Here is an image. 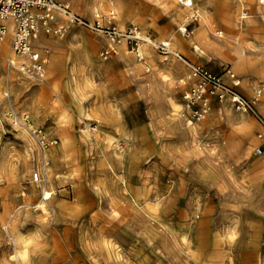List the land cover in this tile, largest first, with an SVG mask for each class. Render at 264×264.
Here are the masks:
<instances>
[{
  "label": "rangeland",
  "instance_id": "374dc122",
  "mask_svg": "<svg viewBox=\"0 0 264 264\" xmlns=\"http://www.w3.org/2000/svg\"><path fill=\"white\" fill-rule=\"evenodd\" d=\"M70 1L90 22L115 11L118 27L136 26L159 42L194 40L200 24L190 38L182 36L187 9L177 0H103L97 12L92 0ZM207 6L213 15L208 25L227 29L223 13ZM194 7L204 17L203 2L196 0ZM241 17V38L233 44L239 41L247 56L264 59V20L253 17L248 4L237 12L238 23ZM48 37L65 46L46 44L52 56L45 77L32 78L18 67L15 77L7 63L0 68V264H203L198 246L204 244V256L211 259L216 243L217 264H244L258 244L264 264V140L257 115L213 97L207 124L190 125L183 104L195 85L196 67L232 85L227 76L236 73L234 64L197 42L200 50L172 44L180 57L149 45L140 61L123 44L125 57L105 59L106 36L79 24ZM249 77L256 87L264 85L261 74L251 71ZM240 79L238 92L254 99V87L250 93ZM62 113L69 118H60ZM200 127V133H191ZM35 129L61 138L50 147L59 153L56 163L50 158L54 196L42 209L34 206L43 195H31L40 155ZM234 134L254 141L237 148ZM33 215L39 224L31 221ZM21 239L29 240L26 262L16 251L25 246Z\"/></svg>",
  "mask_w": 264,
  "mask_h": 264
},
{
  "label": "built area",
  "instance_id": "2783aa9c",
  "mask_svg": "<svg viewBox=\"0 0 264 264\" xmlns=\"http://www.w3.org/2000/svg\"><path fill=\"white\" fill-rule=\"evenodd\" d=\"M178 1L187 9L180 26V32L183 37L188 39L192 36L194 25L201 21V16L192 0ZM116 17L115 11H111L107 19L97 17L94 22H90L73 11L70 0H0V43L8 37L11 51L19 59L16 66L32 78L46 76L52 56L48 46L39 43L40 39L48 36H62L70 26L76 24L89 27L106 36L108 44L101 51V57L105 59L117 54L116 47L122 44H126L140 61H145L144 47L146 43H149L161 54L170 53V42H159L151 38L148 42L138 27L121 29L114 24ZM211 28L218 36L224 35L223 29L218 23L211 25ZM233 38V40L236 39V37ZM0 56L2 58L3 53ZM2 61H7V59L2 58ZM147 71L149 72L151 69L148 67ZM229 75L233 79L232 85H227L221 75L213 74L201 67L194 69V77H197L195 85L183 96V104L189 114L187 121L192 123L208 122L212 110V99L216 97L222 103H233L242 112L255 113L260 128L259 138L264 140V115L256 110L264 88L256 93L257 96L254 99L249 100L238 92L241 81L235 75H231V72ZM23 118L28 119L27 116ZM34 133L40 146L38 157L40 168L34 173L32 181L33 184L45 185L48 181L47 151L51 146L60 144L61 138L53 135L47 129H35ZM257 151L262 153L263 149L259 147ZM40 207L42 209L43 205L34 206V208Z\"/></svg>",
  "mask_w": 264,
  "mask_h": 264
},
{
  "label": "bare ground",
  "instance_id": "6f19581e",
  "mask_svg": "<svg viewBox=\"0 0 264 264\" xmlns=\"http://www.w3.org/2000/svg\"><path fill=\"white\" fill-rule=\"evenodd\" d=\"M165 2H170L171 0H164ZM178 1V0H177ZM193 1V5H195L196 0H192ZM203 2V7H202V11H203V16L201 15V21L200 24L197 25L194 30H195V37L194 40H191L187 43H185L183 40L179 39V40H174L173 42H170L171 44V55L172 56H179L180 54L173 49L172 44L177 48H183L186 49L189 46H194L195 49L200 50V46L197 45L195 42H197L198 44H200L201 46H204L205 48H207L209 51L216 53V55L220 58H222L225 61H230L231 63L234 64V71L236 73H238V75L236 73H231V75H235L237 77V79H239L241 81L242 84V80L240 79V76L245 78V87L246 86H251L250 89V93L254 90V92L258 93L261 91V89L264 88V85L261 86H257L256 84L257 82L252 81L249 77V72H257L259 74L262 75V78L264 79V59L261 60H256L250 56H247V54L244 51L243 48V44L239 43V41L235 44H233V37H240L241 38V33H242V26L240 25L242 22H244L243 18L241 17V20L236 21V14L237 12L240 10V8L242 7L243 4H248L251 9H252V14L253 17H262V19L264 20V0H201ZM103 2V0H92V11L97 12L100 9V4ZM211 4L217 7L218 11H221L223 13L222 17H223V21L226 23L227 29L221 27L223 29V33L224 35L222 36H218L215 32H213L212 28L210 27V24L208 25V21L213 17V15L206 10V8L208 7L207 5ZM97 16H100L97 13ZM242 16L248 17V12L246 11H242ZM204 18V20H203ZM217 24V22H212L211 24ZM232 29H234V31H231ZM141 34L143 36H145L146 39H148L147 41L149 42V38L148 35L146 33H144V31L141 30ZM212 35H214V39L211 38ZM229 35V36H226ZM229 43H227V40ZM172 40V39H171ZM235 41V40H234ZM43 43L52 46L53 48L56 49H62L65 46V41H61L58 39H51L50 37L46 38L43 37ZM97 45V43L93 40H91V46H95ZM149 46V43L145 44V47ZM144 47V49H145ZM117 49V53H119V57H125V52L126 49L124 48V45H119L116 47ZM119 49V52H118ZM146 50V49H145ZM144 50V51H145ZM146 53L148 52V50L145 51ZM1 53H3V57L4 59H7V61H2V58L0 56V68L4 67V65L2 63H7L11 66L9 73H11L13 76H16V72L15 69L17 70V61H18V56L15 55L12 51H11V47H10V42L8 37L4 38L3 42L0 43V55ZM149 53V52H148ZM170 57V56H169ZM168 57H165L164 60H166ZM145 63V62H143ZM147 63V62H146ZM152 70V67H149ZM150 72V71H149ZM4 75V74H2ZM227 80L228 82H230L231 84L233 83V79L230 75L227 76ZM191 78V77H190ZM196 81V80H195ZM143 85V84H142ZM254 87V89H253ZM256 87V88H255ZM264 97L261 96L260 97V102L258 104V107L260 108V110L264 111ZM12 105V104H11ZM63 120H66L69 118L67 113H62L61 117ZM245 122V119H243L242 123ZM190 125H194V123L189 122ZM207 124V123H205ZM60 125V123L58 124ZM203 127L200 128H194L192 130V134L197 135L198 133L201 132V130ZM87 136L93 137V139H95V135L89 133V130L86 131ZM28 135V134H27ZM31 136V134H29ZM28 135V141L30 143H33L35 146V140L34 138L31 139ZM246 134H234L233 136H231V142L240 149H247L249 147V141H254V139L251 137V135H246ZM26 136V135H25ZM68 138V137H67ZM65 138V139H67ZM74 143H75V138H71L70 142H69V146L70 147H74ZM95 145V143H94ZM55 148V147H53ZM52 148L49 149L48 151V164L46 167L47 173H48V181L47 184L45 185H40V184H33L32 186L34 187L32 189V196H39V195H43L42 197V205L43 208L46 207V205L48 203L45 202V200L49 201L53 198L54 196V192L51 190V182L54 179V177L56 176L53 170V165H51V161L50 158L52 159V161L54 163H56L57 158L59 157V153L57 150H53L51 151ZM51 165V166H50ZM34 168H40V166H38L36 164V166ZM108 170L110 172H112L116 177L119 178L118 174L116 173L115 168L108 164ZM123 182V181H122ZM30 183H32L30 181ZM34 224H39L40 220L39 218H37L35 215L32 216V220H31ZM45 221H47V219L43 220V225H47V222L45 223ZM257 234L259 235H263L262 232H257ZM24 241L25 246L24 248H20L19 246H17L16 251L17 254L21 257L23 262H26V260L29 257V252H28V248H27V243L29 242L28 239H21ZM220 246L218 243H216L215 246V253L211 255V259H206L204 256V251H205V246L204 244H201L198 246L197 251H198V255L203 259V264H217L216 262V257H217V252L219 250ZM261 263V254H260V248H259V244L256 245L252 252H250V254L247 255V258H245V262L244 264H260Z\"/></svg>",
  "mask_w": 264,
  "mask_h": 264
},
{
  "label": "crops",
  "instance_id": "0c3cea01",
  "mask_svg": "<svg viewBox=\"0 0 264 264\" xmlns=\"http://www.w3.org/2000/svg\"><path fill=\"white\" fill-rule=\"evenodd\" d=\"M39 43L45 44V43H43V38L40 39Z\"/></svg>",
  "mask_w": 264,
  "mask_h": 264
}]
</instances>
